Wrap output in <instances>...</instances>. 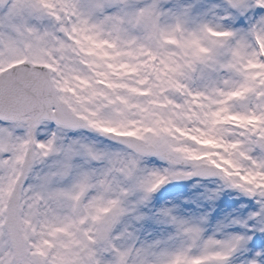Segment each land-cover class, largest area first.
Wrapping results in <instances>:
<instances>
[{
    "label": "snow or ice",
    "instance_id": "1",
    "mask_svg": "<svg viewBox=\"0 0 264 264\" xmlns=\"http://www.w3.org/2000/svg\"><path fill=\"white\" fill-rule=\"evenodd\" d=\"M0 264H264V0H0Z\"/></svg>",
    "mask_w": 264,
    "mask_h": 264
}]
</instances>
